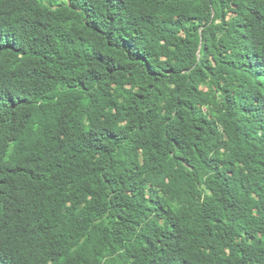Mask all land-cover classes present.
<instances>
[{
  "label": "trees",
  "instance_id": "obj_1",
  "mask_svg": "<svg viewBox=\"0 0 264 264\" xmlns=\"http://www.w3.org/2000/svg\"><path fill=\"white\" fill-rule=\"evenodd\" d=\"M0 264H264V0H0Z\"/></svg>",
  "mask_w": 264,
  "mask_h": 264
}]
</instances>
